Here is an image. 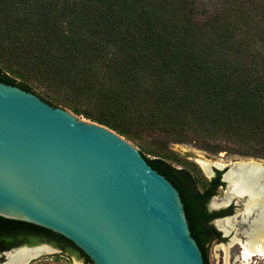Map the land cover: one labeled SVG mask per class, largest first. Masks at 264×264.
Returning <instances> with one entry per match:
<instances>
[{
    "label": "trees",
    "instance_id": "obj_1",
    "mask_svg": "<svg viewBox=\"0 0 264 264\" xmlns=\"http://www.w3.org/2000/svg\"><path fill=\"white\" fill-rule=\"evenodd\" d=\"M197 3L0 0V80L54 106L58 98L38 85L93 89L107 106L95 118L130 139L157 133L178 140L193 133L214 143V151L224 149L218 140H226L264 157V0H216L203 17ZM94 77L99 81L93 86ZM142 154L180 190L192 235L209 264L208 246L220 233L203 224L213 195L208 182L200 190L188 170ZM30 230L94 263L65 236L1 215L0 254L35 242Z\"/></svg>",
    "mask_w": 264,
    "mask_h": 264
},
{
    "label": "water",
    "instance_id": "obj_2",
    "mask_svg": "<svg viewBox=\"0 0 264 264\" xmlns=\"http://www.w3.org/2000/svg\"><path fill=\"white\" fill-rule=\"evenodd\" d=\"M245 199L224 207L244 208ZM0 215L65 236L95 264H205L180 190L136 145L1 80ZM42 245L54 250L14 247L0 264L10 251Z\"/></svg>",
    "mask_w": 264,
    "mask_h": 264
},
{
    "label": "rangeland",
    "instance_id": "obj_3",
    "mask_svg": "<svg viewBox=\"0 0 264 264\" xmlns=\"http://www.w3.org/2000/svg\"><path fill=\"white\" fill-rule=\"evenodd\" d=\"M215 1L216 0H198L196 10L199 13V17L206 15L205 12L214 5ZM86 80H88V78ZM90 81V84L94 86V84L96 85L98 83L99 79L98 77H94V80L91 79ZM82 86L83 85L79 84L75 86V88H72L65 83H61L56 90L52 87L47 88L42 85H38L36 88L45 95L57 97L59 106L69 109L79 117L99 122L95 117L101 116L105 111L107 107L106 102L98 96V93H95L93 89ZM74 107L78 108L79 111H74ZM86 113L94 116L89 117ZM186 135L187 136L177 135L176 139L178 140H172L173 138L171 137H174L172 135L163 134V136H158L157 133H143L141 134V138L131 139L125 135L123 136L136 145L148 157L162 158L176 168L188 170L193 175L195 183L200 190H204L208 182V176L199 163V160L208 159L213 163L224 164H230L232 161L241 159L240 157H253L264 160V157H255L245 154V152L249 151L247 148L235 147L233 146L234 143L226 140H218L216 144L219 143L224 149L221 151H214L212 150L214 143L211 144L209 140L201 138L193 133ZM151 141L160 142L159 145H161L162 148H158ZM224 194V191L220 189L216 197H222ZM214 199L212 200V204L215 201ZM52 241H54V239ZM228 241L229 239H226L222 242L214 241L209 244V264H227L226 261L232 263L233 258L231 255L228 260H226L225 250L219 246L220 244H227ZM36 242L44 243V241L40 240ZM55 246L54 251L43 253L39 257L32 259L28 264H94L79 257L76 253H66L61 251V248L56 244ZM232 249V252H237L238 246H234ZM4 260L5 256H3L2 259L0 258V262ZM253 264H264V257L256 256Z\"/></svg>",
    "mask_w": 264,
    "mask_h": 264
},
{
    "label": "bare ground",
    "instance_id": "obj_4",
    "mask_svg": "<svg viewBox=\"0 0 264 264\" xmlns=\"http://www.w3.org/2000/svg\"><path fill=\"white\" fill-rule=\"evenodd\" d=\"M199 163L205 171L210 172L206 173L207 175L213 173L212 170L210 171L212 161L203 159L199 160ZM225 177L229 183L228 189L225 191L224 196L213 198L215 201L212 206H218L216 208L224 207L233 197L246 196L243 212L241 213L246 224L242 229L243 239L236 237L227 244H220L219 246L225 250L226 260L230 255L233 258L232 263L226 261L227 264H253L256 256L264 257V160L258 158L236 160L232 163V168ZM234 220L227 217L218 220L217 223L225 233H229L236 225ZM238 244L241 246V251L232 252V248ZM52 251L54 250L45 245L16 249L7 253V261L4 264H28L32 259L43 253Z\"/></svg>",
    "mask_w": 264,
    "mask_h": 264
},
{
    "label": "flooded vegetation",
    "instance_id": "obj_5",
    "mask_svg": "<svg viewBox=\"0 0 264 264\" xmlns=\"http://www.w3.org/2000/svg\"><path fill=\"white\" fill-rule=\"evenodd\" d=\"M221 164H223V165H219L218 163L217 164L216 163H212L210 165V171L212 170L211 169V167H212L215 172L211 176L207 175L208 176L207 189L210 191L211 194L213 193V195L210 197V200L205 205V210H206V212L208 214V219L209 220H204L203 224L206 227L213 225L217 229V231L220 233V235L219 234H214L215 238H214L213 242L214 241L222 242V241H225L226 239L232 240V239H234L236 237H240L241 239H243L244 235L242 233V229L245 227V224H246V222L243 221V214H241L243 212L242 211V208H243L242 203L241 204H237L235 202V200H233L232 203L230 205H228L227 207L216 208L218 206H215V207L212 206V200H213L214 197H216V195L218 194L219 190L221 189L222 191H224V193L226 191V181L224 180V174H225L228 166H227V164H224V163H221ZM222 166H224L223 169L219 168V167H222ZM205 172L207 174L210 173V172H207V171H205ZM227 217L232 219V220L235 219L234 221H236V225H237L238 228L235 227L236 226L235 225L230 230L229 236H224V231L222 230L221 227H219L217 221L221 220V219H226ZM239 227H240V229H239ZM26 233L32 235V237L35 238V242H33V243L24 242L23 244L17 245V246H14V247L24 246V245L34 246V245L47 244V245L52 246L55 249V247H56L55 246V239L52 238L51 236L45 234L44 232L38 231L35 234H33V233H31V230H30V231H27ZM51 238H52V240L54 239V241H52ZM39 240L40 241H44V243L36 242V241H39ZM237 246H238V251L237 252L241 251V246L239 244ZM5 251H2L0 255L4 256L3 253ZM61 251H63L62 248H61Z\"/></svg>",
    "mask_w": 264,
    "mask_h": 264
}]
</instances>
